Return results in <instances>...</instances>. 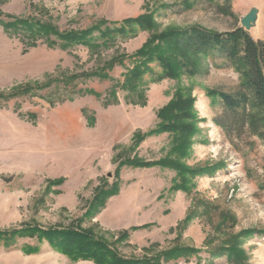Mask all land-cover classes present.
<instances>
[{
	"label": "rangeland",
	"instance_id": "1",
	"mask_svg": "<svg viewBox=\"0 0 264 264\" xmlns=\"http://www.w3.org/2000/svg\"><path fill=\"white\" fill-rule=\"evenodd\" d=\"M252 8L257 20L247 33L264 41V0H0V231L91 230L126 260L187 248L196 253L160 264H264V238L236 239L264 231V128L227 133L215 123L232 120L220 95L239 90L241 70L215 55L192 57L175 78L158 79L161 68L151 63L141 96L124 84L132 68L126 57L154 35L191 27L231 31ZM140 16H150V30L134 26L95 51L6 29L14 20L59 33L98 27L95 38L99 28ZM122 56V65L107 68ZM101 69L106 79L94 77ZM178 93L191 99L195 123L185 146L174 140L178 134L156 128L158 112ZM134 158L149 165L125 163ZM170 159L182 174L153 165ZM111 189L115 195L91 210L94 196ZM234 243L235 263L208 262L206 249ZM0 264L95 263L22 238L10 249L0 245Z\"/></svg>",
	"mask_w": 264,
	"mask_h": 264
},
{
	"label": "trees",
	"instance_id": "2",
	"mask_svg": "<svg viewBox=\"0 0 264 264\" xmlns=\"http://www.w3.org/2000/svg\"><path fill=\"white\" fill-rule=\"evenodd\" d=\"M227 5L223 6L226 9ZM6 29L23 28L32 36L49 38H58L63 46L66 44H81L95 51L106 46L111 42L113 35L124 36L128 29L134 26L150 30L152 27L150 16H140L134 20H125L112 29L102 30L99 28L97 36L93 38L92 32L98 27L80 32L59 33L57 29L47 24L28 23L27 21L14 20L13 23L6 25ZM10 30V31H11ZM112 35V36H111ZM96 41H100L97 43ZM54 43L53 40L49 41ZM48 45H53V44ZM215 55L241 70L242 83L239 90L231 95L222 94L221 99L227 112H230L231 122L226 120H215L217 126L221 127L227 133L242 129L248 125L254 129L264 128V41H254L244 29L236 27L231 31L218 33L205 29H169L161 34L151 37L143 47L135 54L126 57L132 60V68L127 71L126 84L127 91L143 95V90L139 85L143 81V76L150 72L149 65L157 63L161 68L162 76L158 79L175 78L178 75L183 63L186 66V58L192 57L207 58ZM125 56L119 60L116 58L107 64L108 69H112L115 63L122 65ZM103 69L98 74L93 73L94 77L106 79ZM93 74H90L93 76ZM75 79L74 77L68 80ZM115 96V93H112ZM112 96V97H113ZM114 98V97H113ZM191 108V99L185 98L179 93L162 108L157 116L159 124L157 132H167L178 134L174 140H180L183 145L187 144L190 134L194 130V120H189ZM235 129V130H233ZM154 131V130H153ZM153 131L149 133H154ZM238 132V131H237ZM146 135L136 136L134 146L144 139ZM173 140V141H174ZM127 161V162H126ZM125 163L132 167L148 166L149 164L141 162L134 158L126 159ZM153 165L167 166L175 168L182 174V166L174 160H161L153 162ZM116 189L100 191L91 202L90 209L101 208L105 201L115 195ZM99 210V209H98ZM258 236L264 238V231H244L237 235V241L246 240L249 236ZM22 238L36 239L39 242L46 241L54 250L67 256L71 260H91L95 264H160L161 260L179 259L189 257L196 253V250L187 248H174L163 253H159L151 258L140 260L119 259L107 247V244L95 238L91 230H81L79 228L68 229H38L35 227H25L17 230L0 231V245L4 249L15 247L17 241ZM237 243L231 246H223L217 249H206L208 253V262L212 260L227 258L229 262L235 263L239 258ZM33 249V248H32ZM23 250L29 253L31 247L24 246Z\"/></svg>",
	"mask_w": 264,
	"mask_h": 264
},
{
	"label": "water",
	"instance_id": "3",
	"mask_svg": "<svg viewBox=\"0 0 264 264\" xmlns=\"http://www.w3.org/2000/svg\"><path fill=\"white\" fill-rule=\"evenodd\" d=\"M256 20L257 10L252 8L243 18H241L240 27L247 32L255 25Z\"/></svg>",
	"mask_w": 264,
	"mask_h": 264
}]
</instances>
